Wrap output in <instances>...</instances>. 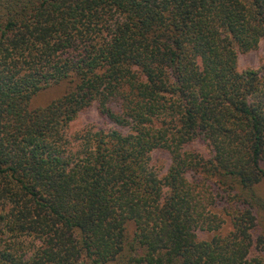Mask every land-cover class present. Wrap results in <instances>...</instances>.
<instances>
[{
	"label": "trees",
	"instance_id": "trees-1",
	"mask_svg": "<svg viewBox=\"0 0 264 264\" xmlns=\"http://www.w3.org/2000/svg\"><path fill=\"white\" fill-rule=\"evenodd\" d=\"M261 43L264 0H0V264H264Z\"/></svg>",
	"mask_w": 264,
	"mask_h": 264
},
{
	"label": "rangeland",
	"instance_id": "rangeland-1",
	"mask_svg": "<svg viewBox=\"0 0 264 264\" xmlns=\"http://www.w3.org/2000/svg\"><path fill=\"white\" fill-rule=\"evenodd\" d=\"M264 47L263 43L260 44L259 48L245 53L240 54L238 58V68L240 71L247 69L255 70L264 76ZM63 88H51L40 94L33 102L34 107L45 106L50 103L53 99L57 98L62 94ZM85 126H93L96 129H110L114 125L109 122L106 118L99 115L96 109L92 108L86 112L81 113L78 118L72 123L71 129L76 131ZM193 150L202 153L203 155L208 154V149L201 141H196L189 147ZM154 167L161 173L165 174L170 166V156L167 152H155L152 159ZM258 191L264 197V184L258 187ZM130 230H134V226H130ZM85 264V263H80Z\"/></svg>",
	"mask_w": 264,
	"mask_h": 264
}]
</instances>
